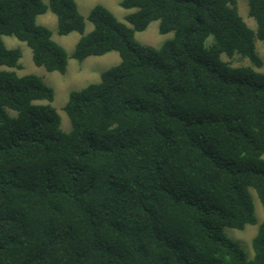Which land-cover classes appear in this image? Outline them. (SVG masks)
Instances as JSON below:
<instances>
[{
	"label": "trees",
	"instance_id": "obj_1",
	"mask_svg": "<svg viewBox=\"0 0 264 264\" xmlns=\"http://www.w3.org/2000/svg\"><path fill=\"white\" fill-rule=\"evenodd\" d=\"M247 2L256 31L237 0H121L124 22L97 5L85 35L76 0H0V264H264V223L252 260L226 233L257 223L252 190L264 208V0ZM48 11L82 36L70 57L37 23ZM155 21L174 37L144 46ZM4 37L50 73L121 61L70 94L64 132Z\"/></svg>",
	"mask_w": 264,
	"mask_h": 264
},
{
	"label": "rangeland",
	"instance_id": "obj_2",
	"mask_svg": "<svg viewBox=\"0 0 264 264\" xmlns=\"http://www.w3.org/2000/svg\"><path fill=\"white\" fill-rule=\"evenodd\" d=\"M45 4H49V0H43ZM80 13L86 20L85 35L93 30V25L88 21L90 11L97 5H102L109 9L120 21L124 22V18L133 10H126L120 6L121 0H76ZM238 10L247 25L254 31L257 29L256 21L249 17L247 0H237ZM39 25L47 27L52 32V38L59 45L65 48L69 57L74 52L76 44L82 37L81 34L73 32L66 36L58 34L57 17L50 11L37 18ZM159 21L150 24L146 31L136 33V39L144 46L159 48L164 42L174 37V33L161 35L159 32ZM4 42L9 49H19L22 57L19 64L22 66L20 70L15 71L20 75L35 74L43 78L44 82L52 87L55 91L54 107L58 111L62 119L61 128L64 132L71 130V122L64 112V107L69 101L70 94L74 91H80L90 84H96L101 81V75L117 66L121 58L117 52H111L101 57H89L83 62H78L69 58V65L65 74L58 72H47L44 68L37 67L32 58L30 48L15 37H4ZM256 50L258 55L264 61V43L256 40ZM224 60L228 61L226 57ZM233 66H250L251 62L245 58L243 61L236 56L232 61ZM264 73V65L258 70ZM255 202V212L257 216V223L255 225H248L243 231L227 228L226 233L228 237L236 242L244 251L247 258L252 260L254 258V251L252 247L253 239L256 237L259 226L264 223V208L260 203L255 191H251Z\"/></svg>",
	"mask_w": 264,
	"mask_h": 264
}]
</instances>
